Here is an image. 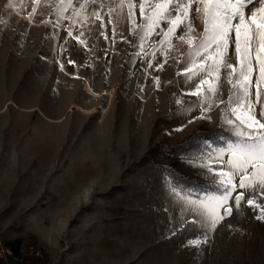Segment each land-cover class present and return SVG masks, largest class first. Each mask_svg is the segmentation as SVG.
Segmentation results:
<instances>
[{"label": "rangeland", "instance_id": "rangeland-1", "mask_svg": "<svg viewBox=\"0 0 264 264\" xmlns=\"http://www.w3.org/2000/svg\"><path fill=\"white\" fill-rule=\"evenodd\" d=\"M84 2L73 0L61 11L60 0H0V233L5 242L22 252L38 246L49 264H264L259 190L237 186L228 201L232 215L214 230L187 203L222 192L215 181L227 168L207 157L236 140L221 119L231 70L220 72L219 91L204 109L190 94L198 80L187 81L182 74L185 41L173 37L172 47L161 50L163 34L157 35V28L141 42L138 4L133 25L115 12L117 23H108L111 0H103L104 7L101 0H89L81 11ZM194 28L198 38L203 24L197 20ZM228 55L235 67L234 45ZM215 58L213 53L210 59ZM203 64L198 59L195 67ZM256 111L259 119V106ZM216 128L232 138L220 136L223 145L206 139L196 151L167 149ZM170 172L217 189L183 188ZM241 193L237 209L234 198ZM190 240L201 245H189Z\"/></svg>", "mask_w": 264, "mask_h": 264}, {"label": "snow or ice", "instance_id": "snow-or-ice-1", "mask_svg": "<svg viewBox=\"0 0 264 264\" xmlns=\"http://www.w3.org/2000/svg\"><path fill=\"white\" fill-rule=\"evenodd\" d=\"M37 2L38 0H33V3ZM72 2L73 0H60L61 11H66L64 5H71ZM90 2L95 4L96 0ZM88 4L89 0L80 3L81 11L86 10ZM137 4L143 20L138 37L141 42L159 28L160 32L156 34H163L159 41L161 50L165 44L172 47L173 37L188 44L182 74L187 81L198 80L195 90L190 93L196 97L194 103H202L204 109L210 108L219 91L220 72L224 69L231 70L228 101L222 110L221 119L232 127V135L236 140L217 148L214 154L209 153L207 157L227 168L215 181L222 192L218 196H211L207 201H187L203 217L204 225L214 230L226 216L232 215L233 207L228 205V201L237 186L252 193L259 190L264 195V123H261L264 119V53L260 52V47L264 45V0H111L108 23H117V16L113 15L115 12L135 25ZM99 6L104 7L103 0ZM91 15L97 20L102 19L99 12L93 11ZM197 20L203 24V33L198 38L194 28ZM162 25H166V28ZM104 26L102 22L101 27ZM180 29L183 32L177 35V30ZM230 45H234L235 67L228 55ZM213 53L216 58L210 59ZM198 59H202L204 64L196 68ZM213 73L216 74L214 81L208 84ZM205 84L208 86L202 87ZM179 102L178 100L177 103ZM258 106L259 119L256 111ZM190 108L191 105L184 111H189ZM257 127L259 130H254ZM226 154L227 159H224ZM202 167L209 174L214 172L207 163ZM236 177H239L238 185L234 183ZM243 198V193L235 196V208L241 207ZM247 203L251 205L253 201L249 199ZM189 245L199 247L201 241L190 240Z\"/></svg>", "mask_w": 264, "mask_h": 264}, {"label": "trees", "instance_id": "trees-1", "mask_svg": "<svg viewBox=\"0 0 264 264\" xmlns=\"http://www.w3.org/2000/svg\"><path fill=\"white\" fill-rule=\"evenodd\" d=\"M226 137V138H232V135H230L228 132L221 130L219 128L210 130V131H198L195 132L193 137L186 141L183 142L180 145L172 146V147H167L168 150H171L172 152L177 153V149L180 151V153H184L185 151H196L197 148L199 147L200 144H204V141L206 139H209V141L213 144H218V145H223V142L220 141L219 137ZM187 149V150H186ZM170 175L172 177V180L175 184H180L183 188H194L198 190L199 192H205V191H216V187L214 185H208L203 182L197 181V180H192L189 178H185L180 176L179 174H176L174 172H170Z\"/></svg>", "mask_w": 264, "mask_h": 264}, {"label": "built area", "instance_id": "built-area-1", "mask_svg": "<svg viewBox=\"0 0 264 264\" xmlns=\"http://www.w3.org/2000/svg\"><path fill=\"white\" fill-rule=\"evenodd\" d=\"M0 264H49L38 246H28L25 252L7 244L0 233Z\"/></svg>", "mask_w": 264, "mask_h": 264}, {"label": "bare ground", "instance_id": "bare-ground-1", "mask_svg": "<svg viewBox=\"0 0 264 264\" xmlns=\"http://www.w3.org/2000/svg\"><path fill=\"white\" fill-rule=\"evenodd\" d=\"M80 203H81V202H80ZM80 203H79V204H80ZM83 203H84V202H83ZM77 205H78V204H77Z\"/></svg>", "mask_w": 264, "mask_h": 264}]
</instances>
